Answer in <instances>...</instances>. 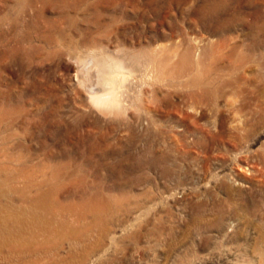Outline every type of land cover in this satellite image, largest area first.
Segmentation results:
<instances>
[{
    "label": "rangeland",
    "instance_id": "1",
    "mask_svg": "<svg viewBox=\"0 0 264 264\" xmlns=\"http://www.w3.org/2000/svg\"><path fill=\"white\" fill-rule=\"evenodd\" d=\"M227 1L0 0V206L78 231L42 259L264 264V0Z\"/></svg>",
    "mask_w": 264,
    "mask_h": 264
},
{
    "label": "bare ground",
    "instance_id": "2",
    "mask_svg": "<svg viewBox=\"0 0 264 264\" xmlns=\"http://www.w3.org/2000/svg\"><path fill=\"white\" fill-rule=\"evenodd\" d=\"M213 10L214 9H212V11ZM222 10H224L225 13L227 14L226 18L225 17L222 18V28L228 25L227 23H230L231 21L237 20L240 22L244 20L246 17L252 16L253 14L252 11L250 10L246 11L242 8L233 9L232 13L229 12L230 9L227 0H222ZM241 16H246V17L243 18ZM261 32L264 33V24L252 25L251 34L253 35L255 41L253 42L254 43L253 48H257L258 43H264V41L260 40L259 34ZM89 80L90 79H88V81ZM93 80L95 79L93 78ZM109 81H111V79ZM106 84L108 83L106 82ZM103 99L106 98H102V100ZM109 104L111 105V103ZM28 189L29 188L26 186L25 192H27ZM45 197H46V192H42V194L38 197L39 200L43 202L42 204H40L39 202H35L36 200L33 199L29 201L28 210L25 211H16L13 208L10 209L7 207L1 208L0 206V264H76L77 259L75 256L63 257L60 254L57 255V252H59L60 243L62 244V241L68 239L70 235H74L76 233L78 234V231H75V229L67 227L68 225L66 224L67 222L65 220L62 222L55 223L54 216H49V214L47 216H43V213H40L38 211V209L41 206V208L45 207L46 211L50 212L46 206L47 203L45 201ZM38 203L40 204V206L38 205ZM31 209H33L34 211H31ZM54 224H57V226H55ZM52 240H56V241L53 242ZM51 249L52 251L54 250L57 251L52 253V256L54 257H49V255H47L44 259H42L40 256L36 254L37 252L40 253L41 251L44 252H46V250L51 251Z\"/></svg>",
    "mask_w": 264,
    "mask_h": 264
}]
</instances>
